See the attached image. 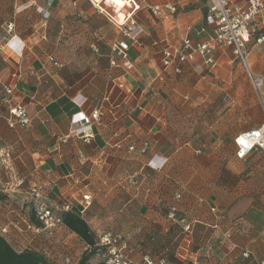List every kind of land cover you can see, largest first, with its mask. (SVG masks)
<instances>
[{
  "label": "crops",
  "instance_id": "crops-1",
  "mask_svg": "<svg viewBox=\"0 0 264 264\" xmlns=\"http://www.w3.org/2000/svg\"><path fill=\"white\" fill-rule=\"evenodd\" d=\"M105 2L0 0V150L9 151L24 178L22 188L5 192L0 169V235L17 251L60 249L77 260L89 251L66 226L52 237L26 228L40 226L27 202L28 188L39 186L49 206L68 201L76 214L89 194L78 215L94 242L104 232H120L134 262L146 256L165 264H258L264 257V149L239 158L234 138L264 122V41L247 45L250 73L263 79L256 91L228 47L213 45L209 66L198 53L177 60L184 40L211 39L207 0ZM164 4L174 12L150 11ZM97 6L115 21L132 16L141 27L136 40H126L130 68L110 65L112 44L124 38ZM9 38L21 42L20 52L3 44ZM164 50L176 57L166 71ZM14 105L24 107L27 124L9 114ZM94 110L98 120L91 118ZM78 112L92 122L89 140L70 133ZM143 141L149 144L144 154L128 149ZM152 157L165 160L161 169L148 166ZM171 204L176 221L166 218Z\"/></svg>",
  "mask_w": 264,
  "mask_h": 264
},
{
  "label": "built area",
  "instance_id": "built-area-1",
  "mask_svg": "<svg viewBox=\"0 0 264 264\" xmlns=\"http://www.w3.org/2000/svg\"><path fill=\"white\" fill-rule=\"evenodd\" d=\"M122 6H130L133 0H121ZM105 2V0H104ZM106 3V2H105ZM107 4V3H106ZM112 8H117L114 3L107 4ZM97 10L116 22L117 28L124 38L114 42L111 46L112 52L116 56L110 58V65L113 67H125L130 68L131 63L126 58V52L128 50V43L126 40H136L139 33L142 31L141 27L136 23L132 16H128L121 21H115L112 14L104 7L97 6ZM175 7L170 4H164L162 6L153 5L150 6V11L156 16H164L167 13L174 12ZM264 12V5L261 0H247L245 5L234 4L233 0H207V15L206 21L212 26V37L209 41L192 42L188 39L184 40L180 51L177 54V60L183 62L188 58H192L194 53L201 55L204 64L207 66L214 63L211 58V49L213 45L224 46L230 48L234 58L239 61L246 72L249 75V79L252 87L258 91V88L263 84V79L259 76H253L250 73L247 57L248 50L247 45L250 40L254 39L256 42L264 41V33L262 32V24L264 23L261 15ZM10 26L8 30H11ZM17 38H9L3 44L9 46V48L21 51L22 46ZM176 57H173L172 53L168 50L163 51L162 65L163 70L166 71ZM175 72H179V67L174 68ZM7 94L3 98V102L10 103L9 94L11 89L6 88ZM9 114L20 124H27L28 117L26 111L22 106H11L8 110ZM77 121L76 126L70 131L74 136L83 137L85 140H89L93 137L92 122L82 113H76ZM99 110H94L91 114L93 120H98ZM12 126V124H10ZM237 151L236 155L242 158L249 151L260 148L264 149V122L261 126L254 130H249L238 134L234 138ZM149 144L147 141H143L138 149L134 145H130L128 149L130 151H137L140 154H144ZM165 160H155L154 157L150 158L147 162L148 166L154 170H159L163 167ZM0 169H4L7 180L3 183V190L5 192H14L22 188L24 184L23 176L17 174L14 170L11 162L9 151L0 150ZM133 182V181H132ZM27 202L30 206L35 219L40 222V226H34L30 223L26 228L33 234H38L44 231L47 237H52L54 232L64 226L62 217L58 214V211H71L72 204L65 201L58 208H53L47 204L45 197L39 186H30L27 190ZM179 195H176L178 198ZM82 206L78 210V214H82L88 207L91 201L89 194L82 195ZM176 205L171 204L166 211V218L169 221H176ZM191 226L189 223L183 225V230L188 232ZM1 232H6L5 228L1 229ZM95 246H102L106 248V255H104L100 264H165L164 258H159L156 262L150 258L144 256L141 263L134 262L130 257V248L124 235L120 232H104L101 234ZM90 246L87 245V249L90 250ZM42 251V250H41ZM45 255L46 250L42 251ZM79 259L72 254H66L63 256L62 264H77ZM258 264H264V257L258 260Z\"/></svg>",
  "mask_w": 264,
  "mask_h": 264
},
{
  "label": "trees",
  "instance_id": "trees-1",
  "mask_svg": "<svg viewBox=\"0 0 264 264\" xmlns=\"http://www.w3.org/2000/svg\"><path fill=\"white\" fill-rule=\"evenodd\" d=\"M61 217L64 226L74 232L91 247V254L79 261V264H84L94 253L93 247L95 242L91 231L86 222L72 211L63 212ZM0 264H52V262L46 258V255L41 251L33 249H25L22 251L15 250L3 236L0 235Z\"/></svg>",
  "mask_w": 264,
  "mask_h": 264
},
{
  "label": "rangeland",
  "instance_id": "rangeland-1",
  "mask_svg": "<svg viewBox=\"0 0 264 264\" xmlns=\"http://www.w3.org/2000/svg\"><path fill=\"white\" fill-rule=\"evenodd\" d=\"M94 249H93L94 253L87 260L93 261L94 262L93 264H100V261H102V259L104 257L103 255H106V248H104L102 246L97 247V249H95V250H98V252H96ZM59 251H60V249H59ZM59 251H58V253H55V251L53 252V251H50L49 249H47L46 250V252H47L46 258H48L52 262V264H62L63 256L66 255V252H59ZM95 253H99L100 257L95 258ZM80 254L78 257V258H80L79 261L82 258H84L85 256L91 254V252H90V250L89 251H83ZM77 256H78V254H77ZM75 257H76V255H75ZM94 259H95V261H94Z\"/></svg>",
  "mask_w": 264,
  "mask_h": 264
}]
</instances>
